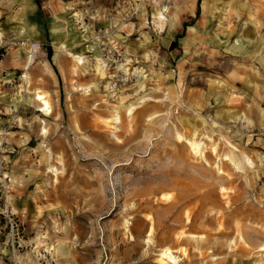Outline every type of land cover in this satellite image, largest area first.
<instances>
[{
  "label": "rangeland",
  "instance_id": "obj_1",
  "mask_svg": "<svg viewBox=\"0 0 264 264\" xmlns=\"http://www.w3.org/2000/svg\"><path fill=\"white\" fill-rule=\"evenodd\" d=\"M0 188V264H264V0H0Z\"/></svg>",
  "mask_w": 264,
  "mask_h": 264
},
{
  "label": "bare ground",
  "instance_id": "obj_2",
  "mask_svg": "<svg viewBox=\"0 0 264 264\" xmlns=\"http://www.w3.org/2000/svg\"><path fill=\"white\" fill-rule=\"evenodd\" d=\"M80 59V58H79ZM36 100H38L39 102L40 101H42V109L40 108V111H43L45 114H48L49 112H48V104H47V102L45 101V99L43 100V97L42 96H40V95H38L37 97H36ZM127 113L129 114V113H131V108H128L127 109ZM178 139H180V136H178ZM199 144L200 143H197V142H195V141H189V145H190V147H191V149L192 150H194V151H196V150H198V146H199ZM162 255H165V252H163L162 253Z\"/></svg>",
  "mask_w": 264,
  "mask_h": 264
},
{
  "label": "trees",
  "instance_id": "obj_3",
  "mask_svg": "<svg viewBox=\"0 0 264 264\" xmlns=\"http://www.w3.org/2000/svg\"><path fill=\"white\" fill-rule=\"evenodd\" d=\"M0 195H1V188H0ZM0 221L4 222L6 224V226L8 227L7 221L3 215V213L0 212ZM7 229V228H6Z\"/></svg>",
  "mask_w": 264,
  "mask_h": 264
}]
</instances>
